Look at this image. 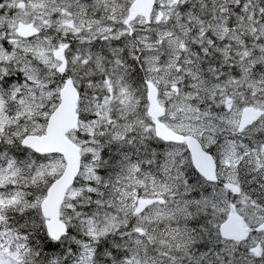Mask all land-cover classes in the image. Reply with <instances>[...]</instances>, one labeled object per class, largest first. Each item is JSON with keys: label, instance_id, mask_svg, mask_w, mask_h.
<instances>
[{"label": "snow or ice", "instance_id": "6c2138e0", "mask_svg": "<svg viewBox=\"0 0 264 264\" xmlns=\"http://www.w3.org/2000/svg\"><path fill=\"white\" fill-rule=\"evenodd\" d=\"M0 264H264V0H0Z\"/></svg>", "mask_w": 264, "mask_h": 264}]
</instances>
